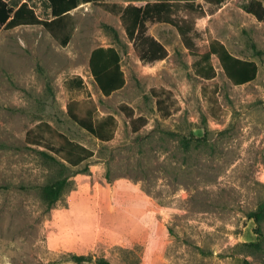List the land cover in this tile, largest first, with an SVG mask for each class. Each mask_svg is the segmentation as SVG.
I'll list each match as a JSON object with an SVG mask.
<instances>
[{"label":"rangeland","instance_id":"1","mask_svg":"<svg viewBox=\"0 0 264 264\" xmlns=\"http://www.w3.org/2000/svg\"><path fill=\"white\" fill-rule=\"evenodd\" d=\"M159 1L180 2L171 16L192 46L156 15L135 25V9ZM253 1L264 7L81 0L58 36L42 25L0 30V264H264V21L247 12ZM27 2L52 18L47 0ZM213 42L256 61L257 78L235 85L215 55L204 63L213 77H201ZM111 45L127 81L104 96L89 57ZM69 108L114 113L115 138L95 141ZM67 140L94 155L71 163ZM61 179L52 204L44 187Z\"/></svg>","mask_w":264,"mask_h":264},{"label":"trees","instance_id":"2","mask_svg":"<svg viewBox=\"0 0 264 264\" xmlns=\"http://www.w3.org/2000/svg\"><path fill=\"white\" fill-rule=\"evenodd\" d=\"M51 9V19H42L38 16L36 11L28 2L21 4H11L7 0H0V30L1 29H14L22 25H42L55 36H58L57 30L65 28V22L71 16V11L79 7L81 0H47ZM90 1V0H87ZM206 2L220 6L226 0H205ZM189 8L194 9L193 2H185ZM180 2L160 1L153 4H147L144 9L137 10L138 21L139 18H144L143 15L150 16L156 15L159 21L172 23L177 26L184 41L189 46H192L189 36V29H185L176 20L172 18ZM247 12L255 16L258 20L264 21V7L260 1H253L247 7ZM70 36L67 35L62 39L64 45L68 43ZM217 56L220 60L221 66L225 71L227 77L235 85H244L254 81L259 73V65L254 60L241 59L233 55L227 48L220 42H213L210 44L209 51L204 53L200 60L197 62L198 74L205 78L210 79L213 77L212 71L205 67L204 63H209L213 56ZM121 56L114 48H98L93 51L90 59L91 72L101 88L104 95H111L116 90L121 89L126 82L124 72L121 66ZM160 103V101H158ZM70 117L88 133L100 137L101 128L91 122V120L80 119L76 115L68 112ZM77 150L84 151L85 155L78 156V164L86 159L92 157L94 153L86 150L84 147L73 144ZM67 184L66 179H61L53 184H48L44 187L45 198L50 203H55L60 199V196ZM1 188V187H0ZM264 208V204L261 209ZM80 263L81 258H77ZM99 264H111L106 260H100Z\"/></svg>","mask_w":264,"mask_h":264},{"label":"crops","instance_id":"3","mask_svg":"<svg viewBox=\"0 0 264 264\" xmlns=\"http://www.w3.org/2000/svg\"><path fill=\"white\" fill-rule=\"evenodd\" d=\"M24 2H27V0H24ZM160 2V1H159ZM139 9H144V8H141V7H139V8H136L135 9V11H136V16H135V19H134V22H135V25L137 26H139L140 25V23H141V21H142V18H139V21H138V13H137V10H139ZM72 12V11H71ZM153 45L156 47V50H157V53H158V56L156 57V59L155 60H164L165 59V57H166V48H165V46L162 44V42L158 39V38H156V37H154V41H153ZM98 48H104V49H107V48H114V49H116V51L120 54V56H121V61H120V63H121V66H122V70H123V72H124V69H123V65H122V54H121V52H120V50L118 49V47H116L115 45H111V46H97V47H95L94 49H92L91 50V52H90V57H89V61H90V59H91V56H92V53H93V51L94 50H96V49H98ZM169 56V55H168ZM90 69H91V67H90ZM92 73V72H91ZM124 75H125V72H124ZM92 77H93V79H94V81L96 82V80H95V78H94V76H93V74H92ZM125 79H126V76H125ZM127 81V80H126ZM76 83H80V81L79 82H76ZM96 84H97V87H98V89H99V91L104 95V93L102 92V90H101V88L99 87V85H98V83L96 82ZM125 85H126V82H125ZM124 85V86H125ZM73 84L70 82V84H69V90H76V89H74L73 87ZM124 86L122 87V88H124ZM121 88V89H122ZM120 90V89H119ZM119 90H116V91H119ZM116 91H114V92H116ZM113 92V93H114ZM113 93H111V95L113 94ZM104 96H106V95H104ZM108 96H110V95H108ZM99 104H97V106H96V108L98 107V110H100V105L98 106ZM119 109H120V111L121 112H124V106L123 105H121V106H119ZM71 112L72 114H74V115H76L77 117H79L80 119H87V120H91V122L94 124V126L96 127V125H98L100 128H101V131H100V134H101V136L100 137H96V136H94V135H92V134H90L91 136H93L94 137V139H95V141H97V142H108V141H111V140H113L114 138H115V136H116V134H117V130H118V118H117V115H115L114 113H112V112H108V113H106L105 115L104 114H102V116L101 117H99V118H94L93 116H91V117H81V116H79V115H77L74 111H72V109H68V112ZM142 117H136V118H134V120L136 121V120H138V119H141ZM133 120V121H134ZM83 129V128H82ZM85 130V129H84ZM72 142H74L73 144H77V145H79V146H82V147H84L86 150H89V151H92L93 152V150H91V149H89V148H87L85 145H83V144H81V143H78V142H75V141H72V140H67V146L69 147L68 148V151H66V155H67V157L68 158H66L68 161H70L71 163H73V164H76V163H78V156H82V155H85L84 154V151L82 152L81 150H77V149H75L76 147L74 146V145H72ZM63 148V147H62ZM72 158H74V161H72L71 159Z\"/></svg>","mask_w":264,"mask_h":264}]
</instances>
